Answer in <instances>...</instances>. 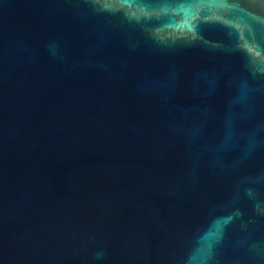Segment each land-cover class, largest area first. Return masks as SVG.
<instances>
[{
    "label": "water",
    "instance_id": "1",
    "mask_svg": "<svg viewBox=\"0 0 264 264\" xmlns=\"http://www.w3.org/2000/svg\"><path fill=\"white\" fill-rule=\"evenodd\" d=\"M0 264H264V0H0Z\"/></svg>",
    "mask_w": 264,
    "mask_h": 264
}]
</instances>
